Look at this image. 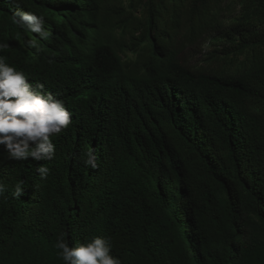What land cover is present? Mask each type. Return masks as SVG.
I'll return each mask as SVG.
<instances>
[{"label":"trees","instance_id":"1","mask_svg":"<svg viewBox=\"0 0 264 264\" xmlns=\"http://www.w3.org/2000/svg\"><path fill=\"white\" fill-rule=\"evenodd\" d=\"M224 1L0 0V55L72 115L51 160L0 148V264H64L58 238L95 236L122 264L256 263L245 214L264 225V0L229 18ZM17 5L45 18L39 53L12 23ZM206 38L244 62L185 66L184 44ZM88 151L96 169L82 163Z\"/></svg>","mask_w":264,"mask_h":264},{"label":"clouds","instance_id":"2","mask_svg":"<svg viewBox=\"0 0 264 264\" xmlns=\"http://www.w3.org/2000/svg\"><path fill=\"white\" fill-rule=\"evenodd\" d=\"M12 23L24 33L35 34L37 38L27 40L26 45L39 53L42 50L39 41L47 40L50 35L44 16L17 5ZM8 47V43L0 42V53ZM71 124L72 115L63 100L44 92L42 84L33 86L22 70L10 64L5 55H0V148L9 160L53 159L56 152L53 138ZM85 155L83 165L96 169L98 165L93 152L88 151ZM36 172L43 180L50 169L37 164ZM6 192L7 186L0 182V197ZM23 192L21 181L15 184L11 195L20 198ZM53 247L64 264H122L120 258L113 255L111 241L106 237L95 236L73 246L60 237Z\"/></svg>","mask_w":264,"mask_h":264},{"label":"rangeland","instance_id":"3","mask_svg":"<svg viewBox=\"0 0 264 264\" xmlns=\"http://www.w3.org/2000/svg\"><path fill=\"white\" fill-rule=\"evenodd\" d=\"M245 1L246 0H225L222 6L221 17L229 18L237 14L240 7L245 5ZM141 11L142 7H139L136 11V15H141ZM122 54L124 59H132L134 56L127 50H124ZM245 57L246 55H229L228 57H224L222 56L220 47L216 44H212L207 38L204 42L195 45H188L185 43L183 49L179 53V59L185 66L193 70L199 69L205 71H233L244 62ZM245 226L248 242L254 244L258 249V260L254 264H264V225L254 215L247 213L245 214ZM179 264L189 263L185 257H181Z\"/></svg>","mask_w":264,"mask_h":264}]
</instances>
